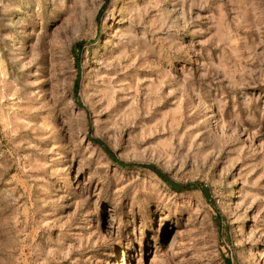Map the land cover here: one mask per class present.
<instances>
[{
	"label": "rangeland",
	"instance_id": "1",
	"mask_svg": "<svg viewBox=\"0 0 264 264\" xmlns=\"http://www.w3.org/2000/svg\"><path fill=\"white\" fill-rule=\"evenodd\" d=\"M0 264H264V0H0Z\"/></svg>",
	"mask_w": 264,
	"mask_h": 264
},
{
	"label": "trees",
	"instance_id": "2",
	"mask_svg": "<svg viewBox=\"0 0 264 264\" xmlns=\"http://www.w3.org/2000/svg\"><path fill=\"white\" fill-rule=\"evenodd\" d=\"M93 142L95 144L101 146L108 156H111V152L105 146H103L98 140H93ZM143 167L154 171L171 189L178 190V189L184 188V187H181V185L173 183L172 181H170L162 172H160L153 165H143ZM187 187L188 186H185V188H187Z\"/></svg>",
	"mask_w": 264,
	"mask_h": 264
}]
</instances>
